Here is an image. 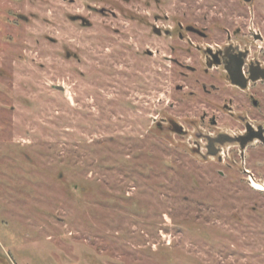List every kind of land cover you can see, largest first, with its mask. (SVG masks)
<instances>
[{
	"label": "rangeland",
	"instance_id": "374dc122",
	"mask_svg": "<svg viewBox=\"0 0 264 264\" xmlns=\"http://www.w3.org/2000/svg\"><path fill=\"white\" fill-rule=\"evenodd\" d=\"M185 11L223 39L264 0H0L9 264H264V174L198 153L165 58L180 42L153 31Z\"/></svg>",
	"mask_w": 264,
	"mask_h": 264
},
{
	"label": "flooded vegetation",
	"instance_id": "af4514ba",
	"mask_svg": "<svg viewBox=\"0 0 264 264\" xmlns=\"http://www.w3.org/2000/svg\"><path fill=\"white\" fill-rule=\"evenodd\" d=\"M187 17L185 11L183 21L165 29L154 25L153 31L180 42L169 45L165 58L177 66L181 77L176 88L181 92L184 120L197 126L198 137L205 140L198 153L238 168L250 182L261 181L256 174H264V44H256L264 43V21L246 25L251 29L248 33L243 27H225L222 39L211 37L209 27L199 19L187 21ZM0 259V264H9Z\"/></svg>",
	"mask_w": 264,
	"mask_h": 264
},
{
	"label": "bare ground",
	"instance_id": "6f19581e",
	"mask_svg": "<svg viewBox=\"0 0 264 264\" xmlns=\"http://www.w3.org/2000/svg\"><path fill=\"white\" fill-rule=\"evenodd\" d=\"M254 187L261 189V190H264V185H254Z\"/></svg>",
	"mask_w": 264,
	"mask_h": 264
},
{
	"label": "water",
	"instance_id": "95a60500",
	"mask_svg": "<svg viewBox=\"0 0 264 264\" xmlns=\"http://www.w3.org/2000/svg\"><path fill=\"white\" fill-rule=\"evenodd\" d=\"M246 3H249V2H251L252 0H244Z\"/></svg>",
	"mask_w": 264,
	"mask_h": 264
}]
</instances>
